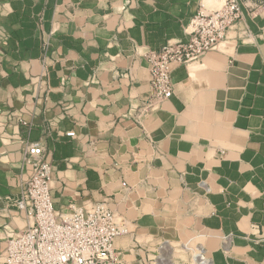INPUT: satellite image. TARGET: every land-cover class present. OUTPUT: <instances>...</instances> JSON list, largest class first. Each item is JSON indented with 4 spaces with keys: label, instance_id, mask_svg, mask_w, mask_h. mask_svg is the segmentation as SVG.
Listing matches in <instances>:
<instances>
[{
    "label": "crops",
    "instance_id": "1",
    "mask_svg": "<svg viewBox=\"0 0 264 264\" xmlns=\"http://www.w3.org/2000/svg\"><path fill=\"white\" fill-rule=\"evenodd\" d=\"M201 4L222 0H0V257L28 226L23 150L39 143L55 210L106 202L134 223L123 264L198 249L264 264V0H241L225 40L173 64L172 96L134 118L152 88L133 52L187 41Z\"/></svg>",
    "mask_w": 264,
    "mask_h": 264
},
{
    "label": "built area",
    "instance_id": "2",
    "mask_svg": "<svg viewBox=\"0 0 264 264\" xmlns=\"http://www.w3.org/2000/svg\"><path fill=\"white\" fill-rule=\"evenodd\" d=\"M240 5L241 0H222L217 9L201 4L185 28L187 41L176 39L159 51L133 52V58L145 61L152 88L151 97L136 110L137 124L142 125L144 117L172 96V65L194 64L215 50L225 40L228 29L241 18ZM68 136L74 137L75 133ZM23 163L31 168V173L21 182L17 206L26 214L28 226L7 241L0 264H123L115 244L118 239L133 235L134 223L106 202L90 207L72 203L65 211L55 210L53 166L39 143L24 145Z\"/></svg>",
    "mask_w": 264,
    "mask_h": 264
},
{
    "label": "bare ground",
    "instance_id": "3",
    "mask_svg": "<svg viewBox=\"0 0 264 264\" xmlns=\"http://www.w3.org/2000/svg\"><path fill=\"white\" fill-rule=\"evenodd\" d=\"M192 261H193V264H208V261L206 260V257H204L202 255V252L199 251V249H198V252H196V253L193 252V254H192Z\"/></svg>",
    "mask_w": 264,
    "mask_h": 264
},
{
    "label": "rangeland",
    "instance_id": "4",
    "mask_svg": "<svg viewBox=\"0 0 264 264\" xmlns=\"http://www.w3.org/2000/svg\"><path fill=\"white\" fill-rule=\"evenodd\" d=\"M183 253H184V252H183ZM185 256H187V255L185 254ZM188 256H189V258H188L189 264H193V261H192V255L189 254Z\"/></svg>",
    "mask_w": 264,
    "mask_h": 264
}]
</instances>
